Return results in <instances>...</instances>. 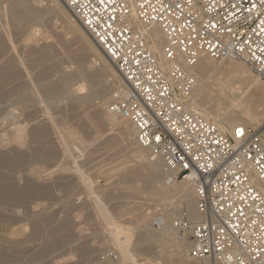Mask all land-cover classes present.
Here are the masks:
<instances>
[{
  "label": "rangeland",
  "instance_id": "obj_1",
  "mask_svg": "<svg viewBox=\"0 0 264 264\" xmlns=\"http://www.w3.org/2000/svg\"><path fill=\"white\" fill-rule=\"evenodd\" d=\"M21 2L32 10L31 16L19 6ZM14 12L18 24L12 19ZM71 16L57 0H0V264H196L187 256V239L183 261L173 248L162 244L137 245L134 238L140 234L134 228L121 234L122 250L112 240V231L122 229L110 224L134 223L145 214L143 219H149L146 225L154 230L161 224L163 210H174L173 224L186 214L185 200L178 194L151 202L142 190V181L127 183L124 177L123 163L139 177L150 178L144 162L132 159L140 147L134 138H125V142L108 125L101 132L103 138L106 136L103 139L92 124H87L95 107L104 102L105 112L122 82L112 76V70L117 73L113 64L99 60L72 31ZM83 63L90 66L88 73L98 78L76 76ZM227 64L229 61L223 63ZM87 65L82 67L87 69ZM251 76H241L223 99L230 111H246L261 121L260 126L264 124V85L255 82L254 73ZM66 78H70V85L63 88ZM82 83H87L84 92H71ZM65 129L78 132L77 138L83 137L86 147H73L65 138L61 144ZM107 139L112 142L106 146ZM165 177L157 184L159 188L166 185Z\"/></svg>",
  "mask_w": 264,
  "mask_h": 264
},
{
  "label": "built area",
  "instance_id": "obj_2",
  "mask_svg": "<svg viewBox=\"0 0 264 264\" xmlns=\"http://www.w3.org/2000/svg\"><path fill=\"white\" fill-rule=\"evenodd\" d=\"M122 84L106 113L171 175L188 179L199 219L173 229L201 264H264V124L224 132L185 100L201 57L238 61L264 81V0H65ZM158 26L155 53L146 29ZM118 91V95L115 93ZM242 129L243 135L236 130Z\"/></svg>",
  "mask_w": 264,
  "mask_h": 264
},
{
  "label": "bare ground",
  "instance_id": "obj_3",
  "mask_svg": "<svg viewBox=\"0 0 264 264\" xmlns=\"http://www.w3.org/2000/svg\"><path fill=\"white\" fill-rule=\"evenodd\" d=\"M29 1V0H28ZM56 1V0H54ZM57 1H61V4H63V7L65 5V0H57ZM19 3V2H18ZM24 2H21L19 4V6L22 7L23 11L25 13H27L28 15H30L32 10L29 9V7L26 6V4ZM36 3V2H35ZM14 4V3H13ZM16 4V3H15ZM33 4V3H32ZM36 5V4H35ZM18 7V6H17ZM16 7V8H17ZM19 7V8H21ZM15 6L12 5V9H14ZM65 10L68 11V9L66 8L65 5ZM39 12V11H38ZM13 13V12H12ZM11 13V14H12ZM10 15V14H9ZM17 12H14V14H12V19L16 22V24H18L17 21ZM31 16V15H30ZM33 16V15H32ZM56 17V16H55ZM65 17V16H64ZM72 17V16H71ZM11 18V17H10ZM74 24L71 26L72 31L78 35V37H80L83 41H85L87 43V46L89 47L90 51L94 50V52L96 54H98V59L104 62L108 63V57L104 54V52L102 51V49L97 45V43L90 37V35L87 33V31L82 27V25L77 21L74 20L72 18ZM3 22V21H2ZM39 23V22H38ZM57 24V23H56ZM55 24V25H56ZM15 25V24H14ZM54 25V26H55ZM16 27V26H15ZM33 27V26H32ZM52 29V28H51ZM42 30V28H41ZM38 31V30H37ZM35 31V32H37ZM43 32V30H42ZM7 33V32H6ZM47 33V31H46ZM45 33V34H46ZM28 34V33H27ZM146 34L149 36V39L152 41V46L154 48L155 53L158 54L159 52V48L164 44V37L159 29L158 26H152L149 29H146ZM8 36V34H6ZM46 36V35H45ZM5 38V37H3ZM5 40V39H4ZM36 40V39H35ZM38 40V39H37ZM19 42V41H18ZM31 42V41H30ZM29 42V43H30ZM12 43V42H11ZM22 43V42H21ZM20 44V43H19ZM23 44V43H22ZM33 44V43H32ZM21 45V44H20ZM24 45V44H23ZM30 46V44H29ZM28 47V46H27ZM12 48V47H10ZM15 48V47H14ZM30 48V47H28ZM18 49V48H17ZM26 49V48H24ZM35 49H39V48H35ZM16 50V49H15ZM21 51V49H20ZM16 52V51H15ZM31 52V51H30ZM52 52V51H51ZM7 53V52H6ZM25 53V52H24ZM41 53V52H40ZM12 54V53H11ZM23 54V53H22ZM29 54V53H27ZM26 54V55H27ZM32 54V53H31ZM30 54V55H31ZM36 54V53H35ZM25 55V56H26ZM29 55V56H30ZM38 55V54H37ZM159 55V54H158ZM11 56V55H10ZM9 56V57H10ZM18 56V55H17ZM35 56V55H34ZM42 56V55H41ZM40 56V57H41ZM50 56V55H49ZM20 57V56H19ZM38 57V56H36ZM4 58V57H3ZM31 59V58H30ZM33 59V58H32ZM39 59V58H38ZM35 60V58L33 59V61ZM37 60V59H36ZM26 61V60H25ZM31 61V60H30ZM17 62V61H16ZM110 62V61H109ZM218 62V61H217ZM228 62V61H227ZM111 63V62H110ZM224 62L221 63H217L216 61L210 57H201L200 60L190 69H188L189 73L194 74L197 77V82H196V86L194 87V89L189 93L188 97L185 99L188 104L190 105L191 109L193 112L197 113L198 115L206 118L207 120H209L210 122H212L213 124L217 125L222 131L224 132H228L231 131L233 128L235 127H250V128H254L256 127V125L258 126L260 124V120L258 118H254L253 116H251V114H249L246 111H242L239 114H235L233 111H230L229 108L225 105V98L223 99L224 93L225 92H230L233 90V86L236 83V81L240 78H242L241 76H243L244 78L246 77H252L251 76V72L246 68V66L244 64H240L238 62L235 61H229V64L227 65H223ZM112 64V63H111ZM81 67L79 69L78 72H76V76L81 77L82 79L85 78L86 76L90 79H96L98 78L97 74H94L93 72L88 73L89 71H91L90 66H88L86 63L80 64ZM87 65V69H84L82 66H86ZM28 68V67H26ZM75 69V68H74ZM116 70V69H115ZM77 71V70H76ZM103 71V70H102ZM86 73V74H85ZM88 73V74H87ZM112 76L119 77L118 74L112 70L111 72ZM86 75V76H85ZM108 75V74H107ZM256 76V75H255ZM69 77V76H68ZM71 79H74L71 78ZM255 79V82L260 83L261 85H264V81L261 80L258 76ZM70 78H66L63 79L62 81V87L63 88H67L70 85L69 82ZM87 80V79H84ZM119 82H122V79H120L119 77ZM245 81V80H244ZM53 82V81H52ZM69 82V83H68ZM241 82V81H240ZM253 82V81H252ZM76 83V82H75ZM80 84V83H78ZM58 85V84H57ZM86 84L82 83L81 85H79L76 88H74V91H71L72 93H77L80 94L82 92L85 91L86 89ZM35 87V86H33ZM60 87V86H59ZM53 88V87H52ZM72 88V87H71ZM62 89V88H61ZM52 90V89H51ZM89 91V89H88ZM93 92V90H91ZM48 92V91H47ZM56 92V91H55ZM90 92V91H89ZM88 92V94H89ZM91 92V93H92ZM68 93V92H67ZM87 93V92H86ZM118 95V91L115 92ZM52 94V93H50ZM73 94H70L69 97H71ZM112 95V94H111ZM63 96V95H62ZM226 96V95H225ZM228 96V95H227ZM40 97V96H39ZM64 97V96H63ZM83 97V96H82ZM85 97V95H84ZM92 97V96H91ZM53 98V97H52ZM51 98V99H52ZM68 98V97H66ZM40 99V98H39ZM38 100V99H37ZM55 100V98H53V101ZM83 100V99H82ZM89 99L87 98L86 101H88ZM236 100V99H235ZM52 101V102H53ZM67 101V100H66ZM80 101V100H79ZM78 101V102H79ZM85 101V100H84ZM105 101V100H104ZM111 101V100H110ZM42 102V101H41ZM82 102V101H81ZM44 103V102H43ZM39 104V103H38ZM78 104V103H77ZM87 104V102H86ZM104 105L105 102L103 103ZM103 104L101 103L100 106L95 107V111L94 114L92 115V117L89 115L90 113H88L87 116L88 117V121L87 124H92L91 126L94 127V131L96 132V135H100L102 137L101 132H103V128L105 126H111V131L114 130L117 132V135L122 139H133V131L131 126L124 120L110 115L108 113L103 112L102 110V106ZM237 104V103H236ZM43 105V104H42ZM48 105V104H47ZM108 105V104H107ZM239 105V104H238ZM52 106V105H51ZM237 106V105H236ZM46 107V106H45ZM81 107V106H80ZM105 107V106H104ZM79 108V107H78ZM87 108V107H86ZM59 109V108H58ZM66 109V108H65ZM104 109V108H103ZM50 110V109H49ZM81 110V109H80ZM91 110V109H90ZM93 111V110H92ZM91 111V112H92ZM90 112V111H89ZM61 113V112H59ZM69 113V112H68ZM83 113V112H82ZM93 113V112H92ZM91 113V114H92ZM70 116V115H69ZM61 117V116H60ZM68 117V116H67ZM66 117V120H67ZM73 118V117H72ZM70 119V118H68ZM65 120V119H63ZM62 120V121H63ZM77 121V119H76ZM64 123V121H63ZM29 127V126H28ZM64 127V126H63ZM69 128V127H68ZM77 128V127H76ZM56 129V128H55ZM54 129V130H55ZM22 130V129H21ZM60 130V129H59ZM59 130L57 129V131L59 132ZM66 130V129H65ZM105 131V130H104ZM113 131V132H114ZM61 132V130H60ZM59 132V133H60ZM107 132V131H106ZM112 132V133H113ZM115 133H113V136H115ZM63 133V132H62ZM78 132H75L73 129L71 130H66L64 131V133L62 134V136L60 137V141H62L63 138H65L68 142L69 145H72L73 147H77L78 148V144L81 145V147L84 146L85 144V140L82 137V139H79V137L77 138ZM109 133V131H108ZM111 133V132H110ZM109 133V134H110ZM58 135V133H56ZM55 137H58L56 136ZM106 134V133H105ZM104 134V136H105ZM107 134V135H109ZM77 135V136H76ZM83 135V134H82ZM116 135V136H117ZM80 136V135H79ZM111 136V134H110ZM115 136V137H116ZM96 137V136H95ZM94 137V139H95ZM114 137V138H115ZM118 137V138H119ZM133 137V138H132ZM59 138V137H58ZM97 138V137H96ZM103 138V137H102ZM106 138V136L104 137ZM103 138V139H104ZM99 139V137H98ZM95 140V141H98ZM101 139V140H103ZM110 139V138H108ZM107 139V140H108ZM116 139V138H115ZM125 139V142L126 140ZM127 141L128 143L131 141ZM87 141V140H86ZM93 142H95L94 140H92ZM106 141V139H105ZM124 141V140H123ZM133 141V140H132ZM54 142V141H53ZM91 142V141H90ZM102 142V141H101ZM112 140H108L106 142V146L108 144H111ZM21 143V142H20ZM19 143V145H20ZM49 143V142H48ZM51 143V142H50ZM62 144V142H60ZM98 143V142H97ZM134 143V142H133ZM89 144V142L87 143ZM117 145V143H116ZM62 146V145H61ZM71 146V147H72ZM94 146V145H93ZM104 146V145H102ZM86 147V146H84ZM21 148V147H20ZM90 148V147H89ZM92 148V147H91ZM106 148V147H105ZM103 148V149H105ZM85 149V148H84ZM88 149V148H87ZM90 151V150H88ZM30 152V151H29ZM148 152V151H147ZM146 152V150H144L143 148H136L132 159H134V161H141L144 162V164L146 165V167L148 168V170L150 171V178H141L138 175V172L133 170L132 168H130L129 166H124V177L125 179H127V183L128 181H142L143 182V192L148 194V197L150 198L151 202H158V201H162V199H168L173 197L174 195H178L179 194V199L181 200H185V212L186 215L188 216L189 220L191 221H196L199 219V216L197 214L196 211V207H195V202L193 199V187L192 184L190 183V181L188 179H184V180H179L176 181L175 183L168 185V186H162L161 188H159L157 186V184L160 183V180L163 176H170L171 172L166 168V166L163 164V162L160 159L157 158H153L151 155H148ZM88 157V156H86ZM120 157V156H119ZM93 161V160H92ZM128 161V159L126 160ZM123 162V161H122ZM126 163V162H125ZM129 163V161H128ZM133 164V163H132ZM128 165V164H127ZM131 165V164H129ZM132 166V165H131ZM135 166V165H134ZM122 168V169H123ZM121 169V168H120ZM123 174V173H122ZM165 177V178H166ZM91 192V190H89V193ZM175 192V193H174ZM170 200V199H169ZM176 201V200H175ZM150 202V201H149ZM159 203V202H158ZM176 203V202H175ZM167 204V203H166ZM142 205V204H141ZM177 205V204H176ZM135 206V205H134ZM153 206V205H152ZM172 206V205H171ZM178 207V206H177ZM182 207V206H181ZM140 208V207H139ZM143 209V208H142ZM182 209V208H181ZM123 210V209H122ZM179 210V209H178ZM126 211V210H125ZM174 212V210H172ZM170 209L169 210H163V213L161 215V217L159 218L160 220V226L159 228H156L154 230H152V228H148V226L146 225V221L149 220L147 219L145 221L144 216H146V214L143 216V218L140 219H134L135 222L132 223L127 222H119V223H112L110 224L111 227H119L122 230L121 231H117V230H113L112 231V240H114L115 244L117 245L118 249L122 250L120 244H119V239L121 234L123 233H127L128 231H130V228H134L135 230H137V232L140 234V238H134L136 240L137 245L139 246H143V248L147 247V245H152L155 243H159L164 245L167 249L171 250V248H173V251L176 252L177 255L180 256V260H182V256H184L186 253V250L188 249V244L186 242L185 239L181 238V236H177V233L175 232V230L173 229V224L171 223L172 220V216H173V212ZM176 211V210H175ZM127 212V211H126ZM124 212V213H126ZM131 212L134 213V211L131 210ZM120 213V212H119ZM123 213V211H122ZM121 213V214H122ZM127 215V214H126ZM125 215V216H126ZM135 216V214H132ZM131 215V216H132ZM139 215V214H137ZM136 215V217H137ZM175 215V214H174ZM132 216V217H134ZM128 217H130L128 215ZM125 225V226H124ZM158 244V245H159ZM190 246V244H189ZM162 253V252H161ZM164 253V252H163ZM119 254V253H118ZM144 255V254H142ZM164 255V254H163ZM120 259H121V255L119 254ZM175 256V255H174ZM179 259V258H178ZM186 260V259H185ZM184 260V261H185ZM183 261V260H182ZM178 263V262H177ZM185 263V262H184ZM187 263V262H186ZM189 263V261H188ZM195 263L197 264H201L197 261H195ZM192 264V263H191Z\"/></svg>",
  "mask_w": 264,
  "mask_h": 264
},
{
  "label": "snow or ice",
  "instance_id": "obj_4",
  "mask_svg": "<svg viewBox=\"0 0 264 264\" xmlns=\"http://www.w3.org/2000/svg\"><path fill=\"white\" fill-rule=\"evenodd\" d=\"M236 134L239 135H243V130L242 129H237L236 130Z\"/></svg>",
  "mask_w": 264,
  "mask_h": 264
}]
</instances>
